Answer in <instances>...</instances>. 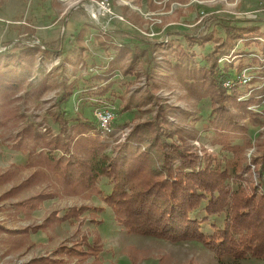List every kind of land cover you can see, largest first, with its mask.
Returning a JSON list of instances; mask_svg holds the SVG:
<instances>
[{
    "label": "rangeland",
    "instance_id": "1",
    "mask_svg": "<svg viewBox=\"0 0 264 264\" xmlns=\"http://www.w3.org/2000/svg\"><path fill=\"white\" fill-rule=\"evenodd\" d=\"M89 2L80 0L77 9L56 11L55 8H59L57 0H0V52L10 55L0 61L11 63L15 75H19L21 87L17 95L20 99L15 104H19L23 115L18 123L0 128V174L7 172L9 177L8 183L0 184V196L36 170L25 165L26 155L10 147L18 132L31 125L40 134L55 135L59 127L54 114L59 112L70 124L86 121L96 129L95 100H103L114 107V134L107 137L110 145L123 141L134 123L150 119L156 104H168L187 113V119L178 113L173 119L182 130V136L194 145L196 141L200 149L214 152L224 165L231 154L211 143L213 130L210 121L220 118L219 111L212 106L209 97L187 91L178 78V70L173 67L177 62L189 61L202 66L208 59L215 58L218 67L228 69L226 72L230 78L238 72L234 66L247 63L251 67V87L258 99L247 102L251 99L249 97L243 100L245 102L228 101L226 105L228 112L246 129L240 134L248 140L246 158L259 153L264 143V41L257 39V33L247 39H231L227 37L226 29L232 25L255 27L264 34V0H125L120 5L115 0H108L112 14H105L98 20L91 17ZM114 12H121L123 17ZM111 19L129 20L137 26L131 28L132 31L128 28L127 33L120 30L118 36L126 42L135 38L136 44H125L136 50L138 56L141 54L130 72L124 70L129 59L110 65L112 50L101 42L106 36L114 37L109 32ZM84 23L89 27L82 42L78 43L74 34ZM96 26H100L97 31ZM197 39H206V42L200 45ZM34 45L48 50L30 49ZM27 48L34 53V60L29 69L19 68L23 61L17 63L15 56L20 53L25 58L29 55ZM152 63H156L154 68H150ZM40 81L46 85L42 95L27 97L25 91ZM98 85H108L106 92L99 93ZM68 90L71 93L65 99L60 98ZM147 92L153 98L144 103L141 95ZM241 92L237 93V98ZM103 101L97 103L104 104ZM251 103H256L258 110L247 109ZM236 141L240 143L242 138ZM251 146L255 151L248 157ZM53 153L64 155L60 149ZM98 185L102 196L111 190L107 178H101ZM55 190L59 191L53 180L46 179L15 191L8 199H1L0 224L20 230L27 225L40 224L52 210L61 215L70 207L88 205L90 209L75 220L48 226L44 233H32L30 242L23 246L25 248H10V243L26 240V233L9 234L8 240L6 235H0V257H3L0 264H25L26 258L18 254L29 249H35V254L45 253L48 249L56 251L57 255L63 256L61 264H264L262 259L250 256L241 259L223 256L220 259L199 241L166 240L128 233L117 223L111 208L96 195L90 198L58 195L45 200L34 212L15 211L10 206L11 202L24 200L35 193ZM201 213H197L198 218ZM81 219L85 222L80 223ZM224 220L225 213L212 216L209 222L201 225L202 230L211 232L212 221L215 226L222 227ZM83 235H87L90 242L96 236L101 241L103 248L96 260L93 257L85 261L75 257L66 259L65 254L58 253L60 245L70 246L72 242L80 241Z\"/></svg>",
    "mask_w": 264,
    "mask_h": 264
},
{
    "label": "trees",
    "instance_id": "2",
    "mask_svg": "<svg viewBox=\"0 0 264 264\" xmlns=\"http://www.w3.org/2000/svg\"><path fill=\"white\" fill-rule=\"evenodd\" d=\"M86 29L85 25L74 34L78 43L82 42ZM253 33L264 37L255 27L232 25L226 29L227 37L231 39H247ZM196 41L201 45L206 39ZM38 48L48 50L35 45L30 49ZM30 49H26L29 55L25 58L20 53L15 56L17 63L23 61L19 68H30L34 60ZM114 49L116 57L110 65L127 56L129 63L125 72H130L132 65L141 58V54L138 56L136 50L126 44L115 45ZM8 56L7 52H0V59ZM183 63L177 62L173 67L178 70V78L187 91L209 97L212 106L219 111L220 118L210 121L213 130L211 143L231 154L224 165L214 152L200 149L182 136V130L173 119L176 113L181 118H186L187 113L172 105L156 104L150 119L134 123L123 141L111 145L92 124L86 121L70 124L59 112L54 114L59 127L55 135L40 134L31 125L18 132L10 147L26 155L25 165L36 170L26 180L3 192L0 200L8 199L15 191L29 188L38 181L52 179L59 191L35 193L24 200L11 202L10 206L15 211L31 212L43 201L58 195L85 198L96 195L111 208L117 223L128 233L166 240L199 241L220 259L223 256L235 259L250 256L264 261V143L256 156L246 158L248 140L240 135L246 129L228 112L226 105L228 101H245L238 100L236 87L228 93L222 86L229 77L228 69L218 67L215 58L208 59L202 66L189 61ZM10 64L0 61V128L18 123L23 118L19 104H15L20 99L17 95L20 78ZM155 66L156 63H152L150 68ZM45 87L43 81L31 84L25 94L31 98L40 97ZM98 88L99 93H105L108 85H98ZM70 93L68 90L60 98L65 99ZM141 96L144 103L153 98L150 92ZM251 100L253 98L247 102ZM238 138H242L240 143L236 141ZM56 149L64 155H55ZM6 173L0 174V184L9 181ZM101 178H107L111 184L110 192L104 196L98 185ZM89 209L88 205L70 207L61 215L52 210L40 224L21 230L8 229L0 224V234L44 230L55 223L75 220ZM198 212H202L199 218ZM222 213H225L222 227L215 226L212 221L211 232L202 230L201 225L209 222L210 217ZM79 222L85 221L81 219ZM102 248L97 236L90 242L83 235L80 241L72 242L70 246L61 245L59 250L85 261L89 257L96 260ZM33 262L55 264L57 260L42 257Z\"/></svg>",
    "mask_w": 264,
    "mask_h": 264
},
{
    "label": "built area",
    "instance_id": "3",
    "mask_svg": "<svg viewBox=\"0 0 264 264\" xmlns=\"http://www.w3.org/2000/svg\"><path fill=\"white\" fill-rule=\"evenodd\" d=\"M89 6V12L91 17L95 20L101 16H104L105 14L111 15L110 10V3L108 0H90V2L87 4ZM110 17V16H109ZM258 40L264 41V38L257 37ZM262 60V59H261ZM262 62H264L262 60ZM242 65L240 67L234 66L236 68L235 70L238 71L235 77H228L226 78L222 86L226 89L228 93H230L232 87H236V89L240 92V95L238 96V100L243 101L248 99L249 97L253 98V100L258 99L256 95H253V88L251 87L252 84V75L250 74L251 67L249 65ZM252 65V64H251ZM253 66V65H252ZM253 68V67H252ZM262 67L259 68V70ZM262 95L260 94L259 97ZM102 102L103 100H95L94 101V109H93V116L96 120V130L105 138L110 137L113 133L112 128V121L115 117L114 113V107L110 105L109 103ZM262 101L264 102V96L262 97ZM247 109L256 111L257 105L256 103H251L247 106ZM108 139V138H107ZM195 145L199 146L198 143L195 141ZM199 148V147H198ZM255 151V148L251 146L248 149L247 156L250 157L251 154ZM263 189H264V175H263Z\"/></svg>",
    "mask_w": 264,
    "mask_h": 264
},
{
    "label": "crops",
    "instance_id": "4",
    "mask_svg": "<svg viewBox=\"0 0 264 264\" xmlns=\"http://www.w3.org/2000/svg\"><path fill=\"white\" fill-rule=\"evenodd\" d=\"M58 2H59V8L58 7H56L55 9H56V11H61V10H64V11H67V10H71V9H77L78 7H79V2H80V0H57ZM130 2H133V0H129ZM115 2L118 4V5H120L121 3H125V0H115ZM114 10V9H113ZM114 13H116V14H118V15H121L119 12L117 13V12H114ZM122 16V15H121ZM123 17V16H122ZM126 22V23H125ZM86 25V27H89V25L88 24H86V23H84L81 27H83V26H85ZM136 25L134 24V22H131V21H129V20H126V21H121V20H118V19H111V21H110V25H109V32H112V34H114L113 36L114 37H104L103 39L101 38V42H103V44L104 45H108V46H110V48H111V50L112 51H110V55L112 56H109V57H111L112 58V60H114V58L116 57V49H114V46L115 45H118V46H121L122 44H125V43H128V44H134L135 42H134V39L135 38H133V39H129V40H127V42L126 41H123L120 37H118L119 36V34H120V30H124L126 33H127V31H128V28H129V31H132L133 29H136ZM99 28H100V26L98 27V26H96V31L97 30H99ZM131 28H133V29H131ZM118 33V34H117ZM109 35H110V33H109ZM103 40V41H102ZM136 44V43H135ZM128 58L127 57H125L124 58V62L127 60ZM5 173V172H4ZM32 174V173H31ZM30 174V175H31ZM29 175V176H30ZM28 176V177H29ZM28 177H26L24 180H26ZM24 180H22L21 182H23ZM9 182V181H8ZM7 182V183H8ZM20 182V183H21ZM19 184V183H18ZM18 184H15L14 186H16V185H18ZM43 202H45V201H43ZM42 202V203H43ZM41 204V203H40ZM39 204V205H40ZM36 209H34L32 212H34ZM49 213V212H48ZM48 213H47V215H48ZM46 215V216H47ZM56 224H60V223H56ZM33 225H35V224H31V225H27L25 228H27V227H30V226H33ZM8 229H12V230H14L15 228H8ZM24 229V228H23ZM49 228H46V229H44V230H38V231H36V232H32V231H27V233H26V240H24L23 242H20V240H16L14 243H10V248H20V247H22V248H25V247H23V246H25L27 243H29L30 242V239H31V235H32V233H37V232H42V233H44V232H46L47 230H48ZM17 230V229H16ZM21 230V229H20ZM0 235H6L7 236V238H6V240H8L10 237H9V235H8V233H2V234H0ZM87 236V235H86ZM13 238H16V236H14ZM36 246V245H35ZM61 246V245H60ZM60 246H59V249H60ZM21 248V249H22ZM20 249V250H21ZM59 249H57V251H58V253H60V254H65L66 255V259H69V258H72L71 256H67V254L65 253V252H62V251H60ZM47 250V249H46ZM35 252V249H29V250H25L24 251V253H22V254H18V256H21V257H25L26 259H25V264H34V262H33V260L34 259H38V258H42V257H45L46 259L47 258H49V259H56L57 260V262L55 263V264H61L64 260L62 259L63 258V256H59V255H57V253H56V251H51L50 249H48L47 251H45V253H41V254H35L34 253ZM74 259H76V258H74ZM94 259V258H93ZM2 260H3V257H0V262H2ZM2 264V263H1ZM53 264V263H52Z\"/></svg>",
    "mask_w": 264,
    "mask_h": 264
}]
</instances>
